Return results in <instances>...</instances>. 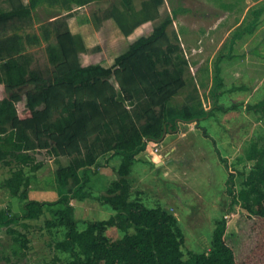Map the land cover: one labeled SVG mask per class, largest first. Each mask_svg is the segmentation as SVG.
Returning a JSON list of instances; mask_svg holds the SVG:
<instances>
[{
	"label": "trees",
	"instance_id": "16d2710c",
	"mask_svg": "<svg viewBox=\"0 0 264 264\" xmlns=\"http://www.w3.org/2000/svg\"><path fill=\"white\" fill-rule=\"evenodd\" d=\"M61 1L66 6H82L102 0ZM8 2L9 9H0V163L11 170L1 186L10 196L19 198L21 211L12 214L9 207L0 209V227H9L17 220L37 219L47 209L64 227L57 247L70 254L65 264H238L234 247L225 237V217L214 226L208 252L184 256L177 218L160 206L147 207L140 199H131L128 177L136 156L145 151L148 141H160L164 133L176 132L179 122H194L209 137L199 124L201 118L210 116L215 108L237 106L234 103L226 108L217 103V88L222 84L218 62L224 55L215 62L217 81L212 108L195 113L183 107L170 117L167 104L186 80L175 59L180 46L168 34L169 17L154 25L148 34L131 41L111 65L81 64L79 52L85 49V43L70 30L68 14L58 17L50 24L54 42L45 48L51 68L42 70L29 67L21 53L20 36L9 33L31 18L39 0ZM103 2L106 7L96 17V28L103 20L112 19L127 36L143 22L158 17V0ZM254 28L253 23L233 35L227 56L233 55L236 41ZM243 105L264 123V100ZM41 150L55 159L68 158L67 164L54 171L53 179L62 193L50 201L29 198L24 174V167L32 171L40 167L34 154ZM216 152L227 171L228 213L264 219V133L247 140L243 154L232 164L217 149ZM113 156L121 159L116 178L108 183L105 192L93 195L113 213L107 219L79 221L70 200L91 196L79 192L88 182V173L101 158ZM79 172L80 182L72 192L64 190ZM52 220L46 219L45 224L51 225ZM113 226L122 232L119 238L105 235L106 229ZM27 248L24 234L12 235L3 259L19 260Z\"/></svg>",
	"mask_w": 264,
	"mask_h": 264
},
{
	"label": "rangeland",
	"instance_id": "374dc122",
	"mask_svg": "<svg viewBox=\"0 0 264 264\" xmlns=\"http://www.w3.org/2000/svg\"><path fill=\"white\" fill-rule=\"evenodd\" d=\"M28 3L29 0H22ZM103 1L82 6L65 5L61 0H39L32 10L31 18L24 25L9 33L20 36L22 51L30 68H51L45 51L53 43L51 22L68 14L67 22L72 33L80 35L85 49L79 52L81 64L111 65L115 56L141 35L148 34L154 25L167 17L171 19L168 34L180 46L175 56L182 68L185 86L168 102V116L180 113L188 107L195 113L207 111L213 106V61L217 55L226 54L231 37L252 21V11L264 7V0H158V17L143 22L131 34L123 35L112 19L103 20L96 28V17L106 7ZM129 3L130 0H125ZM10 8L8 0H0V9ZM218 21L215 26L213 23ZM47 33V35H46ZM262 40L255 55L253 46ZM215 43L218 48L207 46ZM244 51V53H242ZM222 85L218 88L219 104L232 109L215 108L208 117L201 118L200 128L190 122H179L175 134L150 143L137 156L128 175L131 182L130 198H138L147 207L160 206L172 213L183 234L182 251L208 252L214 226L222 217L226 220L225 237L234 247L238 264H264V219H253L228 213L226 192L227 171L220 155L232 164L243 154L244 144L253 136L264 133L263 119L243 104H255L264 100V13L258 20L253 34L238 41L233 58L221 64ZM210 74L204 79V71ZM166 135V134H165ZM164 135V137H165ZM145 155L152 158L147 161ZM40 167L32 171L24 167L28 179L29 198L50 201L61 193L53 177L57 166L67 164L68 158L57 157L45 150L34 154ZM119 156L101 158L88 182L79 192L91 196L74 197L70 203L79 221L107 219L112 209L100 204L93 195L105 192L108 183L116 178ZM147 165H142L144 163ZM155 164V165H154ZM11 168L0 163V209L9 207L12 214L21 211V201L10 196L1 182L10 176ZM80 174L70 182V193L80 182ZM30 179V184H29ZM47 209L37 219L17 220L9 227H0V264H65L70 254L57 247L63 239L64 227L54 221ZM53 219L51 225L46 219ZM82 228V224L80 225ZM24 234L28 248L24 257L11 261L3 259L4 249L12 242V235ZM105 235L119 238L122 232L108 227Z\"/></svg>",
	"mask_w": 264,
	"mask_h": 264
},
{
	"label": "crops",
	"instance_id": "0c3cea01",
	"mask_svg": "<svg viewBox=\"0 0 264 264\" xmlns=\"http://www.w3.org/2000/svg\"><path fill=\"white\" fill-rule=\"evenodd\" d=\"M258 10H261V12H260V14H257L256 13V11H258ZM264 13V7H259V8H256V9H254L253 11H252V21L248 24V25H246V26H244L240 31H242L245 27H247V26H249V25H251V24H255V28L253 29V31L251 32V33H247L246 35H249V34H253L254 32H255V30H256V27H257V24H258V20H259V18L261 17V15ZM217 22L218 21H215V23H213V26H215L216 24H217ZM240 31H235L234 33H233V35L236 33V32H240ZM233 35H232V37H233ZM232 37H231V40H230V43H229V46H228V52L226 53V54H220V55H224V57H222L220 60H219V62H218V67H219V69H220V74H219V76H220V78H221V80H222V76H221V69H222V67H221V64L222 63H224L225 61H228V60H230L231 58H233V55L232 56H227L228 55V53H229V49H230V47H231V41H232ZM245 37V36H244ZM243 37V38H244ZM242 38V39H243ZM238 41H241V39H238L237 41H236V44H234V48H233V54H234V51H235V47H236V45H237V43H238ZM262 40H259L257 43H255V45L252 47L253 48V52L255 53V55H259V56H263V53H260V51H258V46H259V44H260V42H261ZM215 43L216 42H212L211 44H209L208 46H207V52H209V49H213L214 47L215 48H218V46L217 45H215ZM242 53H244V51L242 52ZM219 55H217L216 57H215V59H214V61H213V68H214V76H215V62L217 61V57H218ZM206 69V68H205ZM204 73H205V75H204V79H208V77H210L209 75V73H208V71H207V69L204 71ZM216 78V77H215ZM216 81H217V78H216ZM216 83V82H215ZM214 83V84H215ZM222 85V84H221ZM220 85V86H221ZM219 86V87H220ZM213 87H214V85H213ZM218 87V88H219ZM218 88H217V90H218ZM220 93V92H219ZM212 94H213V89H212ZM220 96H221V94H219V97H218V99H217V103L219 104V98H220ZM213 105H214V98H213ZM188 123V122H187ZM190 123H192V124H194V122H190ZM195 125V124H194ZM195 128L196 129H198L196 126H195ZM171 134H175V132H170V133H166V135H165V137L164 138H166L167 136H169V135H171ZM203 134V133H202ZM204 136V135H203ZM150 143H155L154 141H152V142H150ZM148 145V143L146 144V146ZM146 151L147 152H149L150 153V149H148V150H145V154H146ZM145 157H146V159H147V161H150L151 160V156L150 155H145ZM136 159L137 160H140L139 159V157L138 156H136ZM142 165H147V163L145 162L144 164H142ZM155 165V164H154ZM116 177V176H115ZM113 179H115V178H113Z\"/></svg>",
	"mask_w": 264,
	"mask_h": 264
},
{
	"label": "water",
	"instance_id": "95a60500",
	"mask_svg": "<svg viewBox=\"0 0 264 264\" xmlns=\"http://www.w3.org/2000/svg\"><path fill=\"white\" fill-rule=\"evenodd\" d=\"M165 135V133L163 134V136Z\"/></svg>",
	"mask_w": 264,
	"mask_h": 264
}]
</instances>
